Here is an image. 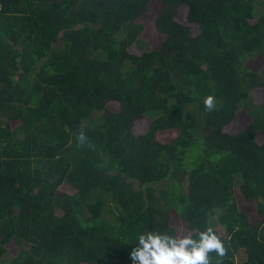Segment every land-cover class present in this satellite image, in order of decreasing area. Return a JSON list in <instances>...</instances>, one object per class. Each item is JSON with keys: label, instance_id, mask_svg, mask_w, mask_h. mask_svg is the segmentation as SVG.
Masks as SVG:
<instances>
[{"label": "trees", "instance_id": "1", "mask_svg": "<svg viewBox=\"0 0 264 264\" xmlns=\"http://www.w3.org/2000/svg\"><path fill=\"white\" fill-rule=\"evenodd\" d=\"M258 133L264 0H0L7 264H131L142 232L208 227L209 264H264Z\"/></svg>", "mask_w": 264, "mask_h": 264}, {"label": "clouds", "instance_id": "2", "mask_svg": "<svg viewBox=\"0 0 264 264\" xmlns=\"http://www.w3.org/2000/svg\"><path fill=\"white\" fill-rule=\"evenodd\" d=\"M205 107H214V97L204 99ZM86 140L83 131L78 143ZM136 246L129 252L131 264H209L208 253L216 250L219 255L225 252L221 239L211 227L199 231L197 237L191 235L172 236L163 232L146 231L136 237Z\"/></svg>", "mask_w": 264, "mask_h": 264}, {"label": "rangeland", "instance_id": "3", "mask_svg": "<svg viewBox=\"0 0 264 264\" xmlns=\"http://www.w3.org/2000/svg\"><path fill=\"white\" fill-rule=\"evenodd\" d=\"M183 11L181 8L179 9L178 11V17L179 18H183ZM146 18V21L148 20V17H145ZM160 40V38L158 37L157 39L154 40V42H158ZM142 48H147V45H143ZM257 61H259V59H254V60H250L249 61V64L250 65H253V66H256L258 67V63ZM254 96L256 98H258V101L260 100V96H259V93L257 91H254ZM110 106L114 109L117 108V105L116 104H110ZM250 118L249 116L247 115L246 111L244 109H239V111L235 114L234 116V120L233 122L227 126L225 129L228 130V131H231V132H237L239 130H241L245 124H247L249 122ZM146 126L144 124V127L141 126V124L139 126H137L136 128L139 129V130H142L144 129ZM258 140H261L263 139V135L261 133H258ZM60 188L63 189V191L65 192H69V193H72L73 190L72 188H70L69 186L65 185V184H62L60 186ZM253 215L255 216V213L253 212ZM173 224L181 231V228L183 226V224L181 223V221H177L176 219L173 220ZM216 229L221 233V234H224V231H223V228L220 226V225H217L216 224ZM17 252V247L12 244V243H9L8 246H7V253L5 256H3L1 259H0V264H7L11 257L14 256ZM244 257V253L242 252V250L237 254V259H242Z\"/></svg>", "mask_w": 264, "mask_h": 264}]
</instances>
